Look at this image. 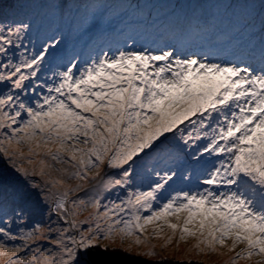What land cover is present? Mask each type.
Here are the masks:
<instances>
[{
	"label": "snow or ice",
	"instance_id": "6c2138e0",
	"mask_svg": "<svg viewBox=\"0 0 264 264\" xmlns=\"http://www.w3.org/2000/svg\"><path fill=\"white\" fill-rule=\"evenodd\" d=\"M97 249L264 264V0H0V264Z\"/></svg>",
	"mask_w": 264,
	"mask_h": 264
},
{
	"label": "trees",
	"instance_id": "16d2710c",
	"mask_svg": "<svg viewBox=\"0 0 264 264\" xmlns=\"http://www.w3.org/2000/svg\"><path fill=\"white\" fill-rule=\"evenodd\" d=\"M97 252L100 257L111 261L112 264H143L139 258L127 256L121 252H100L99 249H97ZM166 264H173V260L166 261Z\"/></svg>",
	"mask_w": 264,
	"mask_h": 264
},
{
	"label": "rangeland",
	"instance_id": "374dc122",
	"mask_svg": "<svg viewBox=\"0 0 264 264\" xmlns=\"http://www.w3.org/2000/svg\"><path fill=\"white\" fill-rule=\"evenodd\" d=\"M187 247V245L186 244H184V243H181L180 245H179V248H180V252H178V253H176L175 255H182L183 254V252H184V249ZM128 256V255H127ZM227 257H223V258H221V257H218V256H216V255H212V256H210V257H204V259H207V260H209L210 262L211 261H216V260H220V259H226ZM170 260V259H169ZM195 262V261H194Z\"/></svg>",
	"mask_w": 264,
	"mask_h": 264
}]
</instances>
